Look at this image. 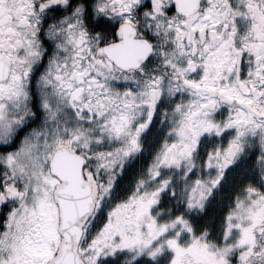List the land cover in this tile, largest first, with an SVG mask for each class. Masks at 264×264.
Instances as JSON below:
<instances>
[{
	"label": "snow or ice",
	"instance_id": "obj_1",
	"mask_svg": "<svg viewBox=\"0 0 264 264\" xmlns=\"http://www.w3.org/2000/svg\"><path fill=\"white\" fill-rule=\"evenodd\" d=\"M0 264H264V0H0Z\"/></svg>",
	"mask_w": 264,
	"mask_h": 264
}]
</instances>
